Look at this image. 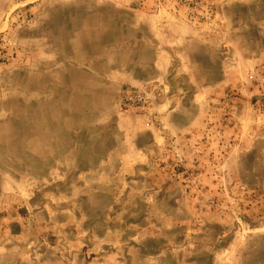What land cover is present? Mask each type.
Returning a JSON list of instances; mask_svg holds the SVG:
<instances>
[{
  "label": "rangeland",
  "instance_id": "374dc122",
  "mask_svg": "<svg viewBox=\"0 0 264 264\" xmlns=\"http://www.w3.org/2000/svg\"><path fill=\"white\" fill-rule=\"evenodd\" d=\"M0 264H264V0H0Z\"/></svg>",
  "mask_w": 264,
  "mask_h": 264
},
{
  "label": "crops",
  "instance_id": "0c3cea01",
  "mask_svg": "<svg viewBox=\"0 0 264 264\" xmlns=\"http://www.w3.org/2000/svg\"><path fill=\"white\" fill-rule=\"evenodd\" d=\"M176 42H178V41H167L166 43H164V44H174L175 46H177L179 43H176ZM166 66V65H165ZM195 96L197 97V96H200V93H198V92H196L195 93Z\"/></svg>",
  "mask_w": 264,
  "mask_h": 264
}]
</instances>
